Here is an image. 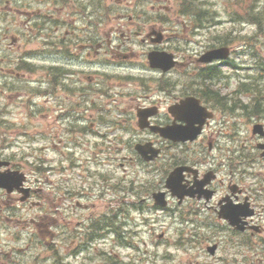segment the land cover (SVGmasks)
Wrapping results in <instances>:
<instances>
[{
  "label": "rangeland",
  "instance_id": "rangeland-1",
  "mask_svg": "<svg viewBox=\"0 0 264 264\" xmlns=\"http://www.w3.org/2000/svg\"><path fill=\"white\" fill-rule=\"evenodd\" d=\"M29 1L34 8H54L55 13L57 10L59 16L66 18L67 23L55 25L52 20L45 24L38 21L41 27L47 28L45 32L48 41L54 43L45 52L46 49L38 48L39 37L23 27L22 17L15 10L17 7L14 5L15 8H9V15L16 19L13 24L9 23L11 32L23 33L27 41H21L19 46L8 47V40L0 38V56L6 62L0 61V66L4 67L3 70L0 69V160H13L20 169L27 172L30 179V170L37 164L56 166L59 176L65 174L68 164L83 165L86 170L83 174L88 182L96 178L98 171L124 178L126 187L129 185L128 180L133 179L132 196L126 200L128 209L132 205L130 201L140 198L141 202L138 201L136 206L132 205L134 209L127 212L129 218L125 219L130 235L124 241L129 246L121 245L116 235L109 234L97 249L90 247L79 252L71 249L70 230L68 226L64 227L63 219L59 221L61 223H58L56 233L58 243L62 240L63 229L65 230L66 235L61 244L57 245L45 233L35 230L34 223L28 220L38 212L34 205L26 206L27 221L19 229L22 233L21 240H11L10 235L14 233L15 227L7 229L9 232L4 230L1 215H5L6 210L0 206V264H13L12 259H17L19 264H110L109 256L115 257L120 264H227L226 261L233 264L230 258L237 248L236 244L241 245L245 240L242 239L243 234H234L224 227L221 230L213 228L215 224L220 227L221 222L205 206L177 205L176 217L153 207L151 192L165 189V170L171 168L168 163L172 164L179 158L178 152L185 154L183 152L192 150L181 146L170 147L164 161L151 162L150 165L131 161L130 156L136 154L134 143H143L140 139L151 137L140 132L136 115L132 111L137 97L149 93H143L140 89V80L148 77V73L134 66L117 67L120 62L107 60L108 53L100 48L93 56L97 58L100 55L104 60L94 64L95 59L87 58L83 46L90 42L88 30L91 24H95L94 32L97 37L95 41L91 38L92 45L109 39L113 43L121 42V38L113 39L111 29L119 30L120 17L133 12L136 5L142 15L137 20L146 21V28L156 27L158 21H165V27L170 28L168 45L172 51L182 47L191 54L219 46L218 43L231 44L235 66L221 69L220 80L212 88L219 89L221 95L232 93L233 96L241 82H250L252 85L248 89L249 93L237 92L233 111L225 110L226 116H223L222 121L213 124V138L223 148L222 152L244 153L235 155V165L242 159V164L248 166H240L245 170L243 181L255 183L261 174V164L264 169V158L260 157L256 146L257 140L263 139H257L261 137L251 134L255 122H264V22L259 27L246 15L248 11L252 14L259 11L263 13L264 0H93L96 12L89 8L83 25L75 21L79 12L76 0L43 5L39 2L44 0ZM185 9L189 15H186ZM197 20L201 22L197 23ZM133 25L128 21L124 22L122 30L125 31L128 26L132 28ZM133 39L134 36L131 35L130 41H127L128 48L131 46L134 53L146 52L148 47L138 38L137 44H133ZM22 51L36 54L27 59L30 65L26 67V71L8 73L6 68L12 69L7 64L9 59L11 62L20 58ZM92 52L94 54V49ZM135 59L138 63L142 62L140 56ZM47 71L51 72V77H47ZM39 75L46 77L39 82ZM94 76L99 77L94 79V83L89 82L88 79ZM183 77L180 74L165 76V82L170 86L165 94L157 93L163 100L165 98V104L169 97L174 100L173 93L176 90H184L179 97L190 93V85H174L177 78L185 80ZM47 78L54 80L52 85L48 84ZM144 85L147 86V83L144 82ZM79 86H83V89L78 90ZM48 93H54V96L48 97ZM253 95L254 103H250ZM72 103L77 104L76 111L80 110V105L87 106L82 115L86 117V124L93 122V125H83L85 133H81L78 126H75L77 116H71L70 110L61 113L62 109H57L58 106L64 107ZM243 105L247 107L242 109ZM260 106L262 110L254 112H261L260 115L250 113V110ZM68 128L75 131L69 132ZM226 157L218 155V163H223ZM63 166L64 168H59ZM141 168H144L143 172ZM60 169L63 171H59ZM149 169L152 171H148ZM74 170L75 179L72 180H83L81 168ZM146 170L148 175L144 173ZM96 191V187L91 188L92 196L89 198H94L91 201L84 200L87 197L82 200L83 203L89 202L92 212L96 213L95 217L117 210L118 204L113 200L109 201L114 194L110 197H96ZM261 204L264 211V201ZM198 209L203 210L199 217L188 215V211ZM84 212L85 210L76 208V213L83 216ZM10 224H14V217ZM159 234L163 237L158 238ZM232 240L235 241L234 244ZM257 242L258 238L253 237L248 243L253 244L250 249V264H260V257H264L262 247ZM213 244H220V248L217 250L216 247L215 255L212 256L207 252V247ZM11 246L22 248V257L11 253L6 258L5 251Z\"/></svg>",
  "mask_w": 264,
  "mask_h": 264
},
{
  "label": "flooded vegetation",
  "instance_id": "flooded-vegetation-1",
  "mask_svg": "<svg viewBox=\"0 0 264 264\" xmlns=\"http://www.w3.org/2000/svg\"><path fill=\"white\" fill-rule=\"evenodd\" d=\"M61 1L62 0H44L39 3H41L42 5L44 3L56 4ZM89 1L76 0V2L78 3L79 12L78 16L75 18V21L77 20L82 25L84 24L85 16L89 14V8L91 9ZM14 5L17 7V9L15 10L22 17L23 27L25 29L27 28L29 31L35 33V35L39 37L38 40L40 41V44H43L44 49H47L48 51L50 45L54 46V43L48 41V37H46L47 33L45 32V30L47 28L41 27V23L45 24L52 20L55 25H65L67 23L66 18L63 16H59L57 10L55 13L54 8H52L51 10H46L44 8L41 9L37 6L34 8L32 2H30L29 0H0V38H5L6 40H8V47L13 44L17 45L19 43L18 40H20L19 35L22 34L20 32H11V25H9V23L13 24V22L16 20L14 17L9 15V13L11 12L9 8L11 6L14 7ZM44 10L46 12H44ZM48 17H50V19H48ZM125 17L126 16H123L122 18L124 19ZM38 21L41 23H39ZM128 22L134 24L132 28L128 26L126 27V30L123 31V21L118 23L119 30L116 28L111 29V33L118 31L120 37L123 40L113 45L110 43L109 39L107 41L108 50L105 49V51H110L113 57H115L116 59L126 58L131 63V66L137 67L146 74L148 73V77L143 80H140V89L143 93H149L144 96L137 97V102L134 103V107L131 108L134 114L136 115V120L138 113H144L148 114L147 120L150 124L156 125L158 127L165 126L166 123L169 124L173 121V118L171 117L168 111L169 104L174 103L178 99H180L179 95L181 94L182 90L174 91V100L171 103L165 105V98L163 100L157 94H165V88L169 86L168 82H165V72L160 69H152L147 60V55L149 52L165 51V21H158L156 27L149 26L148 28H146V21L137 20V15L135 16V19H133L132 15H129ZM90 27L91 25L89 26V28ZM131 34H134L141 43L145 44L148 47L146 52H142L140 54L134 53L131 50V46L130 48H128L129 44H127V41H130ZM158 40L160 41L157 42ZM1 41L2 40L0 39V49H2ZM103 45L104 44L101 42H96L94 45H92L90 42L86 43L83 48H85V55L87 56V58L97 54L99 52L98 48L103 47ZM93 49L94 54L92 52ZM139 56L144 57L145 59H142V62L139 61L138 63L137 60L134 58H139ZM1 60L3 61L4 59H2L1 57ZM177 60V68L186 66L187 62H184L185 58L180 59L178 55ZM192 61L195 62L197 65H202V63H200L198 60V56H194ZM94 64L96 63L94 62ZM215 64L216 63L205 64L204 70L211 68ZM6 70H10V68H7ZM192 71L195 73L193 69ZM139 76L143 77V75ZM95 78L96 76L88 79V81L94 83ZM53 82L54 80H52V83ZM144 82L147 83L148 87L144 85ZM82 89L83 86H79L78 90ZM140 132L151 136L150 138H144L140 140L142 142H151L153 145L159 147L160 151L165 153V158L169 152L170 147L175 148L177 146H181V148H188L192 150L190 152H183L185 154H181L180 152H178L179 158L176 160L177 162L174 161L172 164L168 163V166L171 165V168L165 170V179L173 167L178 165L184 166L185 168L182 172V183L185 185L186 189L195 190L196 197H185L181 203H178V205H203L208 211L212 212L216 220L221 222L220 227L218 226V224H215L213 225V228L221 230L224 227L233 232L234 234H243L242 239L245 240L242 242L241 245L236 244L237 248L234 250L233 256L230 258L233 264H250V249L253 247V244L249 245L248 243L252 240L253 237L258 238L257 245H260L262 247L261 250L264 252V218L261 217V202L264 201V180L257 181L252 185L243 181L245 170H243V168H240V166H248L246 164H242V159L240 160V162H238L239 166L235 165V159H233L236 154L240 153L241 155H244L243 152H214L216 147L213 141L211 140L210 134L206 133L204 128L201 130V134L199 135L197 140L193 142L183 143L171 142L168 138H162L158 133H154L149 129H140ZM228 154H231L230 157H226V155ZM218 155L225 156L226 160L223 159V163L219 164ZM74 167L75 166L73 165L66 166L65 175L61 176L55 174L56 166L38 167V170H36L35 183L36 191L38 193L42 194L44 184L55 187L54 183H59L62 180L64 181V184L68 187V191L62 192V194L60 195L59 201L53 202L55 211L60 210V207L58 205L63 204L65 200H67V202L70 204H75L77 206L83 207L86 206L81 202L82 197H89L91 192L85 191L82 186L78 189H75L72 186L70 177L73 174ZM59 168L62 169L64 167ZM61 169L59 171L62 172L63 170ZM200 181L205 183L203 186L198 188L197 184H199ZM101 182L105 183V178L104 175L98 173V176L96 179L93 180V183L99 185V183ZM165 191L168 194L166 187ZM55 192L56 191L52 192V196L54 199H56V197L54 196ZM198 194H200L201 197H197ZM20 196V193L16 191L8 192L0 189V205L4 204L6 207H10L12 205L11 207L13 209V212L11 213V215L14 216L15 230L13 231L14 233H11L10 236L13 239L14 237H17V241H20L22 237L19 232V229L22 226V219L20 218V203L24 201L20 199ZM37 202L40 203V201ZM229 210H234L233 215L238 218V224L244 227L243 230H239L235 227L230 226L226 219L221 217L223 213H226ZM73 211H75V209H71V212L67 215L71 231L74 233L72 237L75 236L72 239V243H75V245L73 244V246L77 250L89 248V245L93 244L95 241H98L96 240V237L94 235H100V229H93L92 237H94L91 238L90 225L87 227L81 226V221L77 220V222L75 223L76 226H73L71 220H73L74 215H76V213H72ZM250 211L252 212L251 215L248 214ZM189 213H193L194 215L199 217V214L202 215L203 210L198 209L194 210V212L189 211ZM55 215L57 216V218L49 219L54 220L56 222L58 220V216L63 220L66 218L64 215L61 214ZM79 216L82 215L80 214ZM7 219H9L8 216ZM252 226H255L256 228H251ZM245 241H247V243ZM232 243L234 244L235 241L232 240ZM219 248L220 244L217 245V250H219ZM17 249L18 251H20L19 247H17ZM9 254V251H7L6 256H8ZM228 257L229 256H227L225 259L227 260ZM260 262V264H264V257H260ZM226 263L231 264L228 261H226Z\"/></svg>",
  "mask_w": 264,
  "mask_h": 264
},
{
  "label": "water",
  "instance_id": "water-1",
  "mask_svg": "<svg viewBox=\"0 0 264 264\" xmlns=\"http://www.w3.org/2000/svg\"><path fill=\"white\" fill-rule=\"evenodd\" d=\"M226 55H227V53H226V50H224V48L215 49L211 53H209V55L205 58V60H211L213 58H221V57H225ZM171 65L172 64L170 63L167 66H165V70L170 68ZM260 128L261 127L259 125H257L255 127V129L253 130V132L255 133L256 131H258L260 133H263ZM179 134H180V137H179L180 139H186L188 137H193V136L188 135V134H185V135L182 134V131ZM262 146L264 148V145H262ZM263 155H264V153H263ZM178 172H179V169H176V170H174L171 173V175H170V177L168 179V186L170 187L171 192L173 194H175V195H177V196H179L181 198L186 192L179 191V188H178L179 187V185H178L179 182L176 181V176H177ZM0 186H6V183L4 181H0ZM153 196L156 199L155 200L156 203H158L160 205H165V200H164V197H163L164 194L156 193ZM225 217H227V216L225 215Z\"/></svg>",
  "mask_w": 264,
  "mask_h": 264
},
{
  "label": "trees",
  "instance_id": "trees-1",
  "mask_svg": "<svg viewBox=\"0 0 264 264\" xmlns=\"http://www.w3.org/2000/svg\"><path fill=\"white\" fill-rule=\"evenodd\" d=\"M248 18L253 20L254 22H256L259 26L261 25L262 22H264V12L261 13L260 11L257 12L256 14H252V13H248ZM121 213L123 214L124 213V209L122 208L121 209ZM107 219V225H112V223L114 222L113 219L111 218H106ZM120 231V229H119ZM108 261L110 262V264H118V261L115 260L114 257L112 258H108Z\"/></svg>",
  "mask_w": 264,
  "mask_h": 264
},
{
  "label": "bare ground",
  "instance_id": "bare-ground-1",
  "mask_svg": "<svg viewBox=\"0 0 264 264\" xmlns=\"http://www.w3.org/2000/svg\"><path fill=\"white\" fill-rule=\"evenodd\" d=\"M22 5V4H21ZM24 7V6H23Z\"/></svg>",
  "mask_w": 264,
  "mask_h": 264
}]
</instances>
